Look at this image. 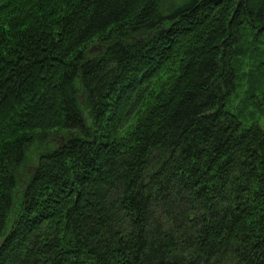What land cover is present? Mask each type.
I'll use <instances>...</instances> for the list:
<instances>
[{
	"label": "trees",
	"instance_id": "trees-1",
	"mask_svg": "<svg viewBox=\"0 0 264 264\" xmlns=\"http://www.w3.org/2000/svg\"><path fill=\"white\" fill-rule=\"evenodd\" d=\"M0 264H264V0H0Z\"/></svg>",
	"mask_w": 264,
	"mask_h": 264
},
{
	"label": "rangeland",
	"instance_id": "rangeland-1",
	"mask_svg": "<svg viewBox=\"0 0 264 264\" xmlns=\"http://www.w3.org/2000/svg\"><path fill=\"white\" fill-rule=\"evenodd\" d=\"M55 141L57 142V141H60V137H59V135H57V136H55ZM31 168H33L32 166L30 167V169Z\"/></svg>",
	"mask_w": 264,
	"mask_h": 264
}]
</instances>
